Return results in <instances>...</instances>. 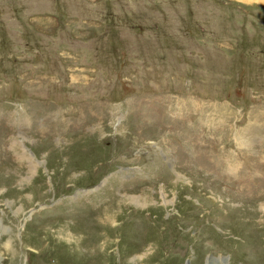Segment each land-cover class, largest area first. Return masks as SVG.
Returning a JSON list of instances; mask_svg holds the SVG:
<instances>
[{"label": "rangeland", "instance_id": "1", "mask_svg": "<svg viewBox=\"0 0 264 264\" xmlns=\"http://www.w3.org/2000/svg\"><path fill=\"white\" fill-rule=\"evenodd\" d=\"M263 23L0 0V264H264Z\"/></svg>", "mask_w": 264, "mask_h": 264}, {"label": "trees", "instance_id": "2", "mask_svg": "<svg viewBox=\"0 0 264 264\" xmlns=\"http://www.w3.org/2000/svg\"><path fill=\"white\" fill-rule=\"evenodd\" d=\"M226 6H230V4L229 5H226ZM241 13V12H240ZM249 14H250V12H249ZM260 25H263L261 28L262 29H264V23L263 24H260ZM259 25V26H260ZM252 26V25H251ZM191 32L192 33H195V34H200V31L199 30H197V29H194V30H191ZM202 33H204V31H202ZM264 36V35H263ZM6 40V39H5ZM5 40H4V43L2 44V46H1V51L2 52H4L5 54H4V56L6 55L7 56V54H6V52L9 50V48H8V46L6 45V42H5ZM262 44V43H261ZM11 51H12V53L14 52V49H11ZM12 59V58H11ZM33 61H35V59L33 60ZM36 64H38V62H36ZM5 78L8 76L7 74L6 75H4V74H2ZM237 90V89H236Z\"/></svg>", "mask_w": 264, "mask_h": 264}, {"label": "crops", "instance_id": "3", "mask_svg": "<svg viewBox=\"0 0 264 264\" xmlns=\"http://www.w3.org/2000/svg\"><path fill=\"white\" fill-rule=\"evenodd\" d=\"M257 1H259V2H261V3L264 2V0H257ZM258 7H259V6H258Z\"/></svg>", "mask_w": 264, "mask_h": 264}]
</instances>
